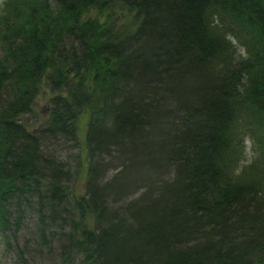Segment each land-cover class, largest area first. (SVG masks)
<instances>
[{
    "label": "trees",
    "instance_id": "16d2710c",
    "mask_svg": "<svg viewBox=\"0 0 264 264\" xmlns=\"http://www.w3.org/2000/svg\"><path fill=\"white\" fill-rule=\"evenodd\" d=\"M44 87L47 118L33 129L22 116ZM239 121L264 152V0L3 1L0 232L15 236L35 203L41 237L68 226L69 264H264V173L230 171ZM52 138L80 145L83 194L43 153ZM111 156L127 174L103 181ZM165 166L157 194L110 205L128 172Z\"/></svg>",
    "mask_w": 264,
    "mask_h": 264
},
{
    "label": "rangeland",
    "instance_id": "374dc122",
    "mask_svg": "<svg viewBox=\"0 0 264 264\" xmlns=\"http://www.w3.org/2000/svg\"><path fill=\"white\" fill-rule=\"evenodd\" d=\"M4 0H0V10L2 9ZM214 22H227L222 16H212ZM223 24L221 23V27ZM227 38L232 43L234 57L240 59L246 55L244 46L240 39L233 34H227ZM201 77L194 76L191 83L185 81L180 89L179 98L184 102H193L192 90H196V84ZM50 90L47 87L42 89L40 95L36 98L32 111L22 116V120L28 124L30 128H38L47 118L49 107ZM82 131L84 130L81 126ZM82 133V132H80ZM83 137V134L81 138ZM153 138V136H150ZM150 140V139H149ZM43 153L46 156H53L57 160L63 161L71 170L73 179L69 182L72 196L83 194L85 190V177L82 173L81 162L82 154L80 145L76 146L74 141H65L60 138H52L42 143ZM234 145V163L232 164L231 174L234 176L244 175L252 176L253 174L264 173V152L259 148L255 138H252L248 130L239 121L236 125V131L233 138ZM118 154L114 152V156ZM113 159V160H112ZM108 165L109 169L103 176V181L111 180L114 176H124L127 172H122L127 164L122 159H114ZM83 165V164H82ZM171 166H165L159 170L142 171L134 174L129 173L126 181L132 183L130 189L118 200L110 199L112 207H119L129 201L137 200L142 194L151 190L153 195L157 194L162 180H168L171 176ZM125 179V178H124ZM24 206V214L20 229L15 236L12 233L4 234L0 232V264H23L26 260L27 264H69L68 260H63L62 244L64 232L68 226L64 225L62 220L52 221L46 226L45 237L39 235L38 220L36 217V206ZM69 206V204H68ZM66 226V227H65Z\"/></svg>",
    "mask_w": 264,
    "mask_h": 264
}]
</instances>
